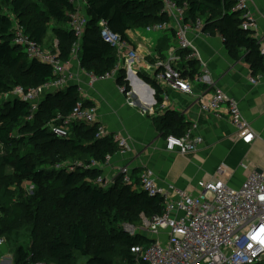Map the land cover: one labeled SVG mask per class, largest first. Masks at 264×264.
Returning a JSON list of instances; mask_svg holds the SVG:
<instances>
[{"label": "trees", "instance_id": "obj_1", "mask_svg": "<svg viewBox=\"0 0 264 264\" xmlns=\"http://www.w3.org/2000/svg\"><path fill=\"white\" fill-rule=\"evenodd\" d=\"M87 1L90 19L80 60L81 67L96 76L106 75L118 63L116 49L101 37L102 19L126 40L129 30L169 21L161 0ZM176 1L188 5L187 21L205 17L204 31L223 36L235 58L246 49L245 60L253 74L264 73L258 40L253 30L242 28L243 11L236 10L232 0ZM73 11L72 0H0V145L8 150L0 158V236L10 238L23 226L31 227L32 244L17 248L16 264H78L81 258L86 264H137L132 247L150 245L153 239L142 232L132 235L125 226L138 228L144 218L161 215L163 198L149 196L141 184H126L122 176L110 188L94 183L103 169L88 165L104 163L120 149L113 134L98 136L100 122L75 124L67 138L53 133L50 126L57 114L69 115L82 100L79 85L48 94L32 120L28 119L30 103L14 94L18 86L28 90L56 79L52 66L30 58L26 48L14 42L18 27L42 46L52 33L58 42L56 52L67 61L77 41L70 26ZM177 53L185 60L190 52L178 49ZM196 61H192L191 77L198 71ZM143 79L156 90L160 103V85L154 78ZM117 81L129 92L125 70ZM83 106L94 104L83 101ZM170 114L156 121L166 136H181L191 128ZM65 162L81 164L73 163V170L58 166ZM8 165L13 169L10 174H6ZM26 179L35 184L33 196L24 195L21 184ZM15 197L19 202L15 203Z\"/></svg>", "mask_w": 264, "mask_h": 264}, {"label": "built area", "instance_id": "obj_2", "mask_svg": "<svg viewBox=\"0 0 264 264\" xmlns=\"http://www.w3.org/2000/svg\"><path fill=\"white\" fill-rule=\"evenodd\" d=\"M75 11L71 12L70 26L74 30L77 41L74 43L72 55L77 56L81 48L82 39L86 33L89 22L88 1L72 0ZM164 10L172 17V21L156 23L147 26V31L161 32L174 30L179 49L188 50L186 57L188 66L180 65L182 61L179 53H174L166 63H161L160 69L155 73L154 79L162 88V101L160 109H165L168 100L167 87L192 94L193 83L204 84L213 88L214 92L209 97H202L200 109L203 113H214L218 115L225 105L228 109L231 122L233 123L236 136L245 144H252L256 138V132L251 122L243 115L239 102L218 87L208 70L196 73L194 80L191 79V63L199 58V52L186 34L204 33L205 20L197 18L187 21L188 5H180L176 0H161ZM236 10L243 11L242 28L253 30L254 17L249 10L248 0H232ZM175 13L181 14V19ZM175 17V18H174ZM176 19V20H175ZM102 39L111 44L118 54V65L104 76H96L89 72L92 80L104 78H116L121 70L131 68L138 62V52L128 40L112 30L107 20L99 22ZM223 41L225 38L222 36ZM16 44L22 45L30 58L38 59L53 68L56 79L45 83L43 86L32 87L28 90L18 86L14 94L30 103V116L32 120L38 112L40 105L48 94L57 89L66 88L73 79L74 74L68 75L66 71L70 61H63L59 52L50 51L45 46L39 45L25 35L24 30L18 27ZM260 55L264 60V46L260 47ZM127 71V70H126ZM253 83H258L259 78L252 77ZM126 91L125 87L121 88ZM128 93V92H127ZM96 107H84L79 101L69 115L57 114L51 123V130L59 138H67L71 135V128L75 124L86 123L95 125L98 123ZM191 127L183 135H168L166 138V149L178 150L182 154L197 151L203 142L201 135L194 134ZM109 132L99 123L98 136L105 137ZM118 143L119 152L129 147L127 139L119 134H113ZM118 152V153H119ZM113 156H108L109 163ZM97 161L88 165L90 168H102L96 165ZM76 165L81 163L76 162ZM87 166V167H88ZM59 167H65L60 164ZM68 167V166H67ZM246 167V166H245ZM73 170L74 166H69ZM247 168V167H246ZM226 168L222 165L217 171L215 179L201 180L198 183L199 192L189 193L186 190L170 186L164 188L159 185L154 171L150 167H143L140 174V184L149 196H161L164 200V212L154 216L151 220L144 218L141 227L126 225L125 229L132 235L142 232L146 233L153 243L150 245H137L132 247L136 256L137 264H262L264 263V172L250 171L239 187H232L224 176ZM126 184L134 185L129 168L122 167L120 171ZM94 183L98 186L107 187L108 181L105 176L100 175ZM7 244V239L0 236V249ZM0 264H16V259L0 258ZM31 264H48L41 261Z\"/></svg>", "mask_w": 264, "mask_h": 264}, {"label": "crops", "instance_id": "obj_3", "mask_svg": "<svg viewBox=\"0 0 264 264\" xmlns=\"http://www.w3.org/2000/svg\"><path fill=\"white\" fill-rule=\"evenodd\" d=\"M248 4L254 17V36L260 47L264 46V0H248ZM202 18L205 20V17ZM137 30L140 29L127 32L130 45L139 54L138 62L129 69L126 67L127 71L124 69L131 76L133 84L128 93L122 91L115 78L92 80L89 72L81 67V48L77 56L71 54L69 59L75 79L68 86L79 85L81 101L95 105L98 122L109 134L117 133L129 143L126 152L116 153L103 168L102 174L109 183L107 187L114 185L115 180L121 176L120 171L124 165H130L135 186L136 183L140 185V174L143 167L147 166L154 171L160 186H174L193 194L199 192V181L215 179L222 165L226 170L220 178L232 187H239L252 170L264 172V73L253 74L250 63L245 60L246 49H241L235 58L221 35L209 31L189 35L199 52L194 68L198 69L197 73L208 70L216 85L239 102L243 115L256 132L252 144H245L237 138L225 105L218 115L201 111V98L209 97L214 92L213 88L204 84L194 82L192 94L167 87V105L165 109H160L161 102L158 103L156 99V90L146 81L150 89L134 81L133 76L136 78L141 74L142 77L154 78L161 63L168 62L178 49L165 55L161 52L167 46L165 43L161 48L163 37L156 39L158 45L155 46L156 40L153 37L148 38ZM165 32H172L174 41L178 42L172 30ZM49 36L52 38L53 34ZM53 38L51 42L57 47V39L55 36ZM180 63L188 66L187 59H182ZM252 77L259 78V82L253 83ZM191 79L194 80V77ZM167 112L171 113L168 117H176L179 122L195 127L193 133L203 137L197 151L182 154L178 150L166 149L165 130L160 131L156 121L167 116Z\"/></svg>", "mask_w": 264, "mask_h": 264}, {"label": "rangeland", "instance_id": "obj_4", "mask_svg": "<svg viewBox=\"0 0 264 264\" xmlns=\"http://www.w3.org/2000/svg\"><path fill=\"white\" fill-rule=\"evenodd\" d=\"M185 4V3H184ZM184 4H182V5H184ZM8 9V8H7ZM174 15L177 17V18H179V19H181V14L180 13H175L174 12ZM168 16V19L170 20V21H172L173 19H172V17H170L169 15H167ZM187 17H188V11H187ZM175 18V17H174ZM176 20V19H175ZM137 31H139L140 33H142L144 36H146V37H148V38H150V37H153L155 40L158 38H160V37H163L162 38V40H161V42H162V44H161V48L164 46V44L165 45H167L165 48H162L161 49V52L163 51V53L165 54V55H169L170 53H172L173 51H175V50H177V49H179L180 48V45H179V43L178 42H175L174 41V36H173V34H172V32H165V31H161V32H154V31H149V32H147V31H145L144 29H140V30H137ZM168 31V30H167ZM153 32V33H152ZM173 32H174V35H175V31L173 30ZM166 34H168V35H166ZM186 34H187V36L189 37V35L190 34H194V33H192L191 31H186ZM49 35H51V33L49 34ZM54 37V36H53ZM51 38V36H49V38H50V40H49V42L47 43V45L45 46L46 48H48L51 52L52 51H56V45H55V43L53 44V42H51V40L52 39H54V38ZM175 38L177 39V37H176V35H175ZM190 39V38H189ZM129 42V41H128ZM192 42V41H191ZM155 46L156 45H158V42H157V40L155 41ZM194 45V44H193ZM172 57V56H171ZM171 57H170V59H171ZM170 59H168V60H170ZM66 71L68 72V75H70V74H74L72 71H71V68H70V66L69 67H67V69H66ZM126 73V72H125ZM140 74V73H139ZM127 75H128V73H126V78H127ZM138 76H140V78H143L142 77V75L140 74V75H138ZM118 77V76H117ZM117 77L115 78L116 79V83H117V85H119L120 87L121 86H123V85H120L119 83H118V81H117ZM111 78H113V77H111ZM126 81L128 82V84H130V82L131 81H129V80H127L126 79ZM131 86H133V84H132V82H131V85H129V88H131ZM124 87V86H123ZM122 88V87H121ZM124 92H126V91H124ZM127 93V92H126ZM95 106V105H94ZM127 149L128 148H125L124 149V151H123V153L124 152H126L127 151ZM8 152V150L6 149V148H4V147H2L1 145H0V158H2V156L4 155V154H6ZM95 162V161H94ZM75 164V162H65V163H61V164H65V167H69V166H72V165H74ZM107 164H109V163H96V165H101L103 168H105V166H107ZM60 164H58V166H59ZM124 167H127V168H129V171L131 172V167H130V165H124ZM64 168V167H63ZM13 172V169H12V167H11V165H8V166H6V174H10V173H12ZM131 176H132V173H131ZM132 185V184H131ZM21 187H22V189L24 190V195L25 196H33L34 194H35V184L30 180V179H26V180H24V181H22V184H21ZM16 195H17V193H15ZM14 201H15V203L16 202H19V199H17V197H15L14 198ZM31 227L30 226H27V225H25V226H23L22 228H20V229H18L15 233H14V235L12 236V237H10V238H6L7 239V244H5V246L2 248V249H0V258L2 259V258H5V257H9V258H15V255H16V251H17V248L19 247V246H24V247H29L31 244H32V241H33V239H32V235H31ZM86 262H87V260L85 259V258H81V259H79V261H78V264H86ZM44 263H46V262H44Z\"/></svg>", "mask_w": 264, "mask_h": 264}, {"label": "water", "instance_id": "obj_5", "mask_svg": "<svg viewBox=\"0 0 264 264\" xmlns=\"http://www.w3.org/2000/svg\"><path fill=\"white\" fill-rule=\"evenodd\" d=\"M137 75H138V74H137ZM136 79H137L138 82H140L141 84L145 85L147 88L150 89V86L145 82V80H143V79L140 78L139 76H136ZM127 80L131 81V76H130V75H128ZM131 82H132V81H131ZM151 91H152V93L154 94V90L151 89ZM258 172H263V171L260 170V171H258Z\"/></svg>", "mask_w": 264, "mask_h": 264}]
</instances>
